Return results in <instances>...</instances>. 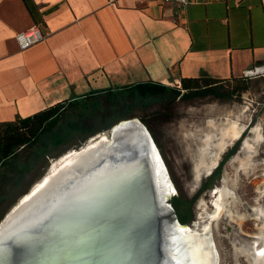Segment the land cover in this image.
Listing matches in <instances>:
<instances>
[{"label":"crops","instance_id":"crops-1","mask_svg":"<svg viewBox=\"0 0 264 264\" xmlns=\"http://www.w3.org/2000/svg\"><path fill=\"white\" fill-rule=\"evenodd\" d=\"M33 25L45 39L20 50L16 36ZM263 64L261 0H0V122L101 90L232 80Z\"/></svg>","mask_w":264,"mask_h":264},{"label":"rangeland","instance_id":"rangeland-1","mask_svg":"<svg viewBox=\"0 0 264 264\" xmlns=\"http://www.w3.org/2000/svg\"><path fill=\"white\" fill-rule=\"evenodd\" d=\"M237 80L244 79L234 78L230 85L248 89L230 100L208 96L164 103L132 99L117 92L110 102L99 96L68 108L51 133L44 134L33 147L18 148L0 167V222L68 153L107 136L118 122L138 118L151 132L176 189L168 202L173 206L176 197L187 202L186 206H179L182 214H190L184 225L200 230L208 227L219 253V264H251L248 254L264 222L263 215L258 214L259 210L264 211V187L256 183L263 174L264 139L256 147L257 158H249L252 150L244 149L243 143L248 138L253 146L257 128L264 136V77L248 80V84ZM167 86L178 88L174 82ZM239 114L245 126L240 144L236 145L237 140L229 146L220 171L218 165L198 180L195 150L199 139L208 133L212 121ZM243 163H249L245 169ZM256 165L260 167L253 174L252 167ZM224 186L232 194L227 203L234 219L223 216L212 221L208 216L218 200L214 191ZM241 218L244 220L239 223Z\"/></svg>","mask_w":264,"mask_h":264},{"label":"bare ground","instance_id":"bare-ground-1","mask_svg":"<svg viewBox=\"0 0 264 264\" xmlns=\"http://www.w3.org/2000/svg\"><path fill=\"white\" fill-rule=\"evenodd\" d=\"M225 116L212 121L208 126V133L199 139L195 150V156L198 157L195 164L198 180L218 166L229 146L240 139L245 130L241 114L236 117ZM121 128L123 129L114 135L113 140L89 144L80 153L63 158L58 166H53L51 176L38 187L34 197L27 198V204L14 213L0 229L1 261L12 253L25 259L23 264H27L39 254L27 259L26 252L32 251L44 241L49 242L43 244L50 245L52 236L58 234V238L62 239L59 241L61 244L75 239L78 223L85 216L94 212L95 207L107 204L111 199L113 201L117 194L124 192L122 190H127L130 181L139 173L136 162L144 154V150L149 156L147 159L151 161L152 185L162 220L165 218L168 214L165 202L176 193L175 187L168 180L166 163L163 164L155 150L144 148L143 132L138 125L129 123ZM254 131L256 137L253 146L249 145L248 138L243 143L244 149L253 151L249 152V158L258 157L256 147L264 139L260 129ZM102 140L108 139L103 136ZM248 164L243 163V168ZM261 166L263 174L256 183L264 187V159ZM259 167L260 165L252 167L253 174H256ZM117 184L119 186L112 189ZM214 194L218 196V200L208 218L212 221H218L223 216L234 219L227 203L232 196L230 190L224 186L223 189L215 190ZM233 206L236 209L237 203ZM258 214L260 217L262 214L264 219L262 209ZM243 220L244 218L239 219V223ZM254 238L248 254L252 257L251 264H264V222ZM164 255L167 261L163 264H219V253L208 227L200 230L170 223L165 237Z\"/></svg>","mask_w":264,"mask_h":264},{"label":"water","instance_id":"water-1","mask_svg":"<svg viewBox=\"0 0 264 264\" xmlns=\"http://www.w3.org/2000/svg\"><path fill=\"white\" fill-rule=\"evenodd\" d=\"M129 123H134L142 129L144 148L155 150L164 164L151 132L138 118L118 122L106 136L108 140H102V136L92 144L113 140L114 135L123 129L122 125ZM87 146L68 153L65 158L80 153ZM148 157L147 151L144 150V154L136 162L139 173L130 181L127 190H122L121 192H124L117 194L113 201L111 199L107 204L104 202V205L95 207L94 212L78 223L75 239L61 244L59 241L62 239L58 238V234L52 236L50 245H45L49 241H44L37 244L32 251L26 252L27 259L38 254L37 257L41 256L36 257L37 259L33 258L32 262L27 264H163L167 261L164 255V243L169 224L176 223L182 228H186L187 225L180 223L175 209L168 202L171 197L165 202L168 214L162 220L163 216L152 185L151 161L147 159ZM165 170L168 180L173 185L166 166ZM52 171L53 169L2 219L0 229L14 213L27 204L29 201L27 198L34 197V192L43 185L48 176H51ZM118 186V184L114 185L112 189ZM48 249L50 251H47ZM24 260L10 253L7 258L3 257L2 261L0 259V264H23Z\"/></svg>","mask_w":264,"mask_h":264},{"label":"trees","instance_id":"trees-1","mask_svg":"<svg viewBox=\"0 0 264 264\" xmlns=\"http://www.w3.org/2000/svg\"><path fill=\"white\" fill-rule=\"evenodd\" d=\"M237 80L248 84V79ZM231 80L215 79L211 77H200L182 79L180 88H170L157 83H144L131 86H124L114 90H101L82 98H75L70 101H63L43 111H40L27 118H19L15 121L0 122V167L15 154L20 147H33L40 138L51 133L62 121L64 113L75 105L85 101L93 100L96 97H104L112 101L113 94L121 92L122 95H129L130 98H138L141 101L146 99L158 102L171 103L178 98L191 100L195 97L212 96L217 99H232L236 93L246 91L248 87L237 88L230 85ZM184 91V92H182ZM124 96V97H125ZM137 96V97H136ZM227 159V158H226ZM226 159L220 165L219 170L225 164ZM186 206L187 202L179 197L175 198L173 208L181 224L184 225L190 219V214L179 210V206ZM186 218V219H185ZM192 218V217H191Z\"/></svg>","mask_w":264,"mask_h":264},{"label":"built area","instance_id":"built-area-1","mask_svg":"<svg viewBox=\"0 0 264 264\" xmlns=\"http://www.w3.org/2000/svg\"><path fill=\"white\" fill-rule=\"evenodd\" d=\"M213 1H225V0H201V2L209 3ZM262 1V6L264 9V0ZM166 4L174 5L178 8H184L185 6L192 4L195 2V0H163ZM46 35L42 28L39 25H33L29 27L28 29L20 32L16 36L17 43L19 45L20 50H27L28 48L32 47L33 45L43 41L45 39ZM260 76H264V64L255 66L252 69L246 70L243 73V78L246 79H253ZM178 88L181 87V84H178Z\"/></svg>","mask_w":264,"mask_h":264},{"label":"flooded vegetation","instance_id":"flooded-vegetation-1","mask_svg":"<svg viewBox=\"0 0 264 264\" xmlns=\"http://www.w3.org/2000/svg\"><path fill=\"white\" fill-rule=\"evenodd\" d=\"M182 92H184V91H182ZM178 99H180V98H178ZM243 133H244V132H243ZM243 137H244V134H242L241 138L238 139L239 141H238V143H237L236 145H239V144H240V140H241ZM236 141H237V140H236ZM236 141H235V142H236ZM160 152H161V151H160ZM224 154H225V153H224ZM228 154H229V153H228ZM228 154H226L225 157L222 158L223 160H221V161L219 162L218 165H221V164L223 163V161L227 158ZM161 155H162V153H161ZM214 169H215V168H214ZM214 169H213V170H214ZM213 170H212V171H213ZM168 171H169V170H168Z\"/></svg>","mask_w":264,"mask_h":264}]
</instances>
